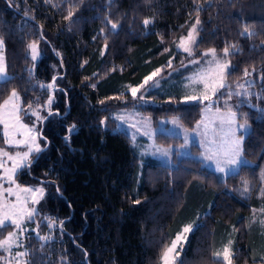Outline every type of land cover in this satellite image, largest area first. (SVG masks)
<instances>
[{
    "label": "trees",
    "instance_id": "16d2710c",
    "mask_svg": "<svg viewBox=\"0 0 264 264\" xmlns=\"http://www.w3.org/2000/svg\"><path fill=\"white\" fill-rule=\"evenodd\" d=\"M197 16V56L236 46L226 90L246 80L235 111L250 125L247 164L221 180L202 161L174 155L175 167L151 161L138 180L139 157L129 136L114 130L110 112L136 106L156 122L178 117L194 128L202 103L152 94L159 104L145 105L125 91L168 65L174 40ZM145 19L152 22L145 26ZM0 37L8 73L0 105L13 89L24 107L44 104L51 91L58 97L42 131L49 147L19 176L25 184L43 181L47 190L37 220L41 237L50 238L30 235L27 264H160L189 222L196 226L176 264H223L213 253L231 231L233 264H264L253 255L264 248V236L243 224L264 200V0H0ZM32 42L47 51L34 70ZM224 101L217 106L226 109ZM156 140L182 142L165 133ZM10 229H0V238Z\"/></svg>",
    "mask_w": 264,
    "mask_h": 264
},
{
    "label": "rangeland",
    "instance_id": "374dc122",
    "mask_svg": "<svg viewBox=\"0 0 264 264\" xmlns=\"http://www.w3.org/2000/svg\"><path fill=\"white\" fill-rule=\"evenodd\" d=\"M196 19L192 21L187 32L181 37H187V34L195 24ZM199 28L200 24L197 25V33L199 31ZM181 37L175 39L173 42L172 52L174 53V55L171 58V67L167 65L165 68H160L162 69V71L156 77H154L153 80L149 81L148 84L143 88H140V85L143 83L144 79L138 85L126 84L127 89L125 92L130 93V95L132 96L131 88H139L140 90L138 91L137 96L135 98L132 96V99L137 100L140 104L145 105L159 104V101L151 96L152 94L178 96L181 103H202L203 110L202 117L199 120V126L197 123L193 129H187L186 127H184L178 117H163L158 119V121L156 122L152 117L143 113L139 109V107L136 106L130 108H117L112 110L109 115L110 118H112L115 122L114 130L121 131L129 136L132 147L135 149L139 157L137 171L138 180H141L146 164L151 161H155L165 166L175 167L177 164L174 159V155L178 158L190 157L202 161L203 167L206 169L208 168V170L213 169L216 173H218L219 178H224L228 175L236 173L243 164H247V160L243 154V140L250 131V125L247 123V127L245 129H239L238 124L243 122H240L237 116V125L233 126L235 130V137L239 138L242 136L243 139L240 145L241 151L238 158V164L229 166L223 163V153L228 147L229 141L233 137L232 133L229 131V125L222 122L221 120V114H223L225 118L227 116V107H231L232 110L235 111L236 103H241V94L243 91V87H239V85L244 86L246 80L239 82L236 85V88L233 91L231 90V92H228V90L224 88L220 89L219 92L213 95L211 92L212 79L206 78L202 80L199 78V76L203 75L205 73V70L208 69L209 61L212 59L211 54L205 56L204 54L208 51L207 50L205 52H202L200 56H197L198 51L196 50V45L199 39L198 34L196 36V43L189 45L192 48L193 52V55L189 56L188 53L184 52L182 48L177 47ZM3 49L4 46L2 49H0V56L4 58V62L6 64ZM45 49L46 47L44 43L38 42V55L37 58L33 60L31 49L28 47V55L33 63L31 70H34L37 63L44 57L45 54H47V51ZM231 52L232 50H229V55ZM229 55L225 56L223 52H216L217 59H219L222 63H229L231 67ZM193 60L198 61V63H192L191 61ZM229 72L230 71L226 70V87L228 86L227 75ZM150 74H148L147 76H149ZM6 78H8L7 70L6 75L0 76V81L5 80ZM205 83L209 85L207 89L205 88ZM205 92H207V94L212 97L211 101H204L202 99V96ZM229 93H231V99L228 98ZM189 96L201 97V99L196 101L186 100V97ZM50 99L51 103L49 104ZM222 99L225 100L224 105L227 106L226 109H222L217 106L219 100ZM57 101L58 97L55 95V92L51 91L44 104H31L24 107L21 104V99H19L18 101H14L15 103L19 104V111L15 114L11 113V105L6 108L0 107V131L2 132L4 138L3 143L0 144V150L7 152L10 156L13 157H16L17 153L22 155L23 152L28 151V147L31 145V135H35L37 137L36 143L39 144L41 148V151L39 153L33 152L30 155L29 166L23 167L16 172V174L14 175V184L9 182L7 180V176L5 175V169H10L12 167L13 161L8 160L6 156L0 155V163H3L4 165L3 168H0V203L6 202L9 205H17V208L6 209L10 213H16L22 206L34 209L35 211V214L31 219L25 218L21 221L20 229L15 228L14 225H9L11 226V229L8 231V233L15 231L22 247L17 248L13 246L12 252L10 254L0 250V255L5 256L7 260H12L13 264H15V260L13 259V257L17 251H26L28 253V238L31 234H34L37 237H41V235L39 234L38 224L40 220L38 221L37 219L40 215V206L47 192L46 185L43 183V181H31L29 184L21 183L19 180V176L23 170H29L33 161H35L36 157L46 147V145H44L42 131L45 125L46 118L55 115L53 113V106ZM209 105L210 110H206L208 109ZM218 108L220 109L219 113L217 112ZM33 112L38 113L39 118L37 115H34ZM16 115L19 116V122H17L15 119ZM5 122L9 125L7 130L5 129ZM22 125H26L28 129H33L34 126V130L31 133H27L26 129L22 127ZM6 131L7 135L5 134ZM158 133H165L168 135L179 137L181 138L182 142L179 145L177 144L163 146L156 140V136ZM7 140H29V144H8L6 142ZM217 153H219L220 155L216 156L215 154ZM210 155H213L214 159H208L207 157ZM216 159H221V167L225 168L224 172H220L217 170ZM10 174L11 173H9V175ZM8 187L13 188L12 195H9L7 192H5V189ZM28 187H42L44 189V195L39 199L38 203L33 204L31 202L30 193L19 191V189ZM16 193H18L20 196L19 202L17 201ZM24 201H27L26 205L23 204ZM260 202L262 205L253 208L243 224L250 230V232H252V234L264 236V223H262V221H264V212L261 211V209H264V200L261 199ZM44 222L49 223L48 219ZM188 225H192V230L196 226V224H192L190 222L185 224V226ZM185 226H183L181 230ZM181 230H179L177 233L181 232ZM8 233L0 238V240L4 239L8 235ZM189 234L190 233L186 234L187 239L189 237ZM228 235L230 237L229 240L232 241L231 249L233 252V232L231 231L230 233H228ZM186 242L184 243V245L186 244ZM170 244L168 246H170ZM223 246L217 249V251L222 250ZM253 255H255L254 257L264 260V248L262 247V250H260L259 252H254ZM179 258L180 255L179 257H177L176 261ZM23 259L27 261V256ZM220 260H222V258ZM0 264H6V260H0ZM160 264H162V260Z\"/></svg>",
    "mask_w": 264,
    "mask_h": 264
},
{
    "label": "snow or ice",
    "instance_id": "6c2138e0",
    "mask_svg": "<svg viewBox=\"0 0 264 264\" xmlns=\"http://www.w3.org/2000/svg\"><path fill=\"white\" fill-rule=\"evenodd\" d=\"M73 13L69 11L68 16L65 17V19L71 18ZM151 19H145L143 21L144 25L147 26L151 23ZM200 24L199 17L197 16L195 24L192 26V28L189 30L187 37H181L179 44L177 45L178 48H182L184 52L188 53L189 56L193 55L192 48L189 46L190 44H195L196 43V36L198 35L197 33V25ZM117 25L115 23L112 24V28H116ZM245 32L248 31L247 28L244 30ZM4 46V40L2 37H0V49H2ZM28 47L31 49L32 52V59L35 60L38 55V42H32L28 45ZM230 48L235 49V45H228L223 48V54L225 56L229 55V50ZM167 51V49H166ZM103 54V53H102ZM211 54L212 59L209 61V67L208 69L205 70V73L203 75H200L199 78L204 80L206 78H211L212 79V86H211V92L213 95H215L217 92H219L220 89L226 88V70L230 71L231 67L229 63H222L219 59H217L216 56V50L213 49H208V51L204 54L205 56ZM192 63H198V61H191ZM168 66L171 67V60L168 62ZM255 69H253L254 71ZM162 69L157 68L155 71H153L149 76H146L144 78L143 83L140 85V88H143L145 85L148 84L149 81L153 80L154 77H156ZM6 75V64L4 62V58L0 56V76ZM244 76H249L251 73L248 71V69L244 70L243 73ZM53 81H55V77L53 78ZM53 85H48V87H52ZM95 87V85H92ZM209 85L205 83V88L207 89ZM239 87H243V85H239ZM140 89L139 88H131V94L135 98L137 96V93ZM228 98L231 99V93H229ZM20 99L19 93L13 89L8 96L7 99L3 101V105H0V107H8L11 105V113L15 114L19 111V104L15 103L14 101H18ZM201 97H196V96H189L186 97V100L189 101H196L200 100ZM202 99L204 101H211L212 97L205 92L202 96ZM51 103V99L49 100V104ZM210 110V105L208 109ZM217 112H220V109H217ZM34 115H37L39 118V114L33 112ZM237 113L232 110L231 107L227 109V116L226 118L224 117L223 114H221V120L224 123H227L229 125V131L232 133V139L228 143V147L223 153V163L225 165H236L238 164L239 156H240V145L243 137L236 138L235 137V130L233 126L237 125ZM15 119L17 122H19V116L16 115ZM175 122V121H174ZM198 122V126H199ZM9 125L5 122V129L7 130ZM26 129L27 133H31L34 130L33 129H28L26 125H22ZM134 127V125H133ZM239 129H245L247 127V121L243 123L238 124ZM7 135V131L5 133ZM37 137L35 135L30 136V141L31 145L28 147V151L23 152V154L17 153L16 157L10 156L7 152H4L3 150H0V155L6 156L8 160L13 161L12 167L10 169H5V175L7 176V180L11 182L12 184L15 183L14 181V175L16 172L23 168L27 167L30 165V160L29 157L33 152L39 153L41 151V148L39 144L36 143ZM8 144H29V140H7L6 141ZM216 156H219L220 154L217 153L215 154ZM208 159H214L213 155H210L207 157ZM216 164H217V170L220 172H224L225 168L221 167V159H216ZM4 165L3 163H0V168H3ZM9 173H11L9 175ZM18 187V186H17ZM19 191L24 192V193H30L31 194V202L33 204L38 203L39 199L43 197L44 195V189L42 187H37V188H22L19 189ZM247 191V188L245 189ZM5 192H7L9 195L13 194V188L8 187L5 189ZM261 194L264 195V189H261ZM16 198L17 201H20V196L18 193H16ZM139 203V201H137ZM23 204H27V201H24ZM9 208H17V205H9L8 203H0V229L6 228L9 225H14L15 228L20 229L21 228V221L24 220L25 218L31 219L32 216L35 214L34 209H30L27 207H20L16 213H10L6 209ZM262 212H264V209H261ZM15 217V218H14ZM54 223V222H53ZM62 223V222H61ZM264 223V221H262ZM51 223L49 224V227H51ZM192 231V225L185 226L181 232L176 234L175 239L171 241L170 246H166L165 249L163 250L161 254V260L162 264H176V259L179 257L180 252L183 250L184 243L187 241V233H190ZM50 237H41V239H49ZM231 244L232 241L229 240L227 244H225L222 248V250L217 251L213 253V256L220 260L222 258L223 264H233L232 257H233V252L231 249ZM13 246L19 248L22 247V245L19 242V238L17 236V233L14 232H9L8 235L0 240V250H2L5 253H11ZM28 253L26 251L20 252L17 251L13 257L15 260V264H27V261H25L23 258L26 257ZM0 260H6V264H13L12 260H7L5 256L0 255Z\"/></svg>",
    "mask_w": 264,
    "mask_h": 264
},
{
    "label": "crops",
    "instance_id": "0c3cea01",
    "mask_svg": "<svg viewBox=\"0 0 264 264\" xmlns=\"http://www.w3.org/2000/svg\"><path fill=\"white\" fill-rule=\"evenodd\" d=\"M243 141H244V140H243ZM207 169H208V168H207ZM209 170L215 172L213 169H209ZM238 170H239V169H238ZM215 173H216V172H215ZM216 174H217V176H218V173H216ZM228 176H229V175H228ZM226 177H227V176H226ZM226 177H224V178H219V176H218V178L221 179V180H224ZM209 209H210V208H207L206 211H204V213L209 212ZM201 212H202V211H201ZM201 212H200V213H201ZM198 214H199V213H198ZM199 217H200V215L198 216V218L196 219V221L199 219ZM192 224H193V223H192ZM235 235H236V233H235ZM234 239H235V238H233V240H234ZM233 247H234V244H233Z\"/></svg>",
    "mask_w": 264,
    "mask_h": 264
},
{
    "label": "water",
    "instance_id": "95a60500",
    "mask_svg": "<svg viewBox=\"0 0 264 264\" xmlns=\"http://www.w3.org/2000/svg\"><path fill=\"white\" fill-rule=\"evenodd\" d=\"M48 147H49V144H47V145H46V147L44 148V150H43V151H45V150H46Z\"/></svg>",
    "mask_w": 264,
    "mask_h": 264
}]
</instances>
